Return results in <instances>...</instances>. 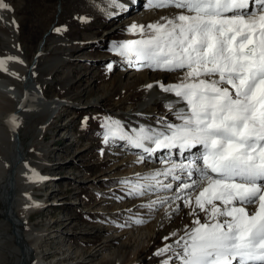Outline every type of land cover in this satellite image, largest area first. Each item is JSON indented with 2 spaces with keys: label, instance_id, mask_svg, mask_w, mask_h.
Segmentation results:
<instances>
[{
  "label": "snow or ice",
  "instance_id": "snow-or-ice-1",
  "mask_svg": "<svg viewBox=\"0 0 264 264\" xmlns=\"http://www.w3.org/2000/svg\"><path fill=\"white\" fill-rule=\"evenodd\" d=\"M111 3L125 10L119 0ZM146 7L178 11L133 22L126 31L137 38L114 41L109 50L133 67L183 73L176 82L146 85L174 97L164 105L173 120L127 129L104 117V142L140 150L137 162L161 151H197L180 161L167 156L162 168L116 183L128 197L155 195L139 205L149 214L164 207L171 219L187 210L189 223L162 237L153 253L163 257L160 264H264V0H147ZM0 10L14 11L5 0ZM7 61L23 63L0 58V70ZM7 123L17 127L16 115ZM126 211L131 223L147 222Z\"/></svg>",
  "mask_w": 264,
  "mask_h": 264
},
{
  "label": "bare ground",
  "instance_id": "bare-ground-1",
  "mask_svg": "<svg viewBox=\"0 0 264 264\" xmlns=\"http://www.w3.org/2000/svg\"><path fill=\"white\" fill-rule=\"evenodd\" d=\"M144 1L146 0H119V3L124 5L125 10L113 5L111 0H77L76 3L85 5L87 13L84 17V25L88 27L95 16H103L109 20L118 18L121 21V26L125 27V38L123 40H130L137 38L126 31L127 27L133 22L146 25L149 22L159 20L161 16H170L178 11L175 8H165V10L162 9L154 13V9H140ZM62 11L63 4L62 0H60L58 5L56 4L54 18L55 16L59 17ZM15 17L13 11L0 10V37L3 42L11 48L13 47L12 49H16L15 43L18 38L17 23H12L13 19L16 22L17 19ZM53 22L54 19L47 30L41 32L35 51L28 59L22 58L19 54L16 57L22 60L23 63L7 61L6 70H0V264H59V260L64 259H69L70 264H80L81 262L89 264L93 256L102 254L100 252L112 246L114 241H119V237L123 235L122 232L117 231V228L101 230L105 232L102 239L104 249L96 248L91 250L93 252L90 251L86 257L82 258L81 256L79 259L77 257L78 251H74L73 253L77 254L73 256L70 253L67 254L69 248H66L62 251V257L57 260L50 258L51 260L47 261L41 258L39 251V244L44 238L46 228L35 227L27 220L32 211L42 210L51 204L47 200L36 198L33 195L35 188H44L53 179L46 171L51 165L48 160L47 144L42 139L44 131L50 123L56 121V117L62 110L81 104L78 102V98L82 96L79 92L72 97L48 98L44 94L41 84L50 80L57 68L69 65L74 60L71 58L72 54L70 52L62 50L60 45L63 42H59L53 46L55 55L51 60L40 65L45 52V44L57 21L45 38H43L44 33L48 31ZM43 39L44 44L41 46ZM99 40L100 38L91 36L87 42H97ZM40 47L41 53L32 65L34 56ZM8 56L11 55H0V58ZM112 62L109 61L104 64L106 74H110L107 64ZM130 69L133 70L131 74L128 77L125 76L126 70ZM39 70H41L43 75L41 84L36 80V73ZM182 75L183 73L180 72L166 73L147 68L125 66V71H119L114 76V83L111 81L110 87H103L104 89L101 90L100 94H96L95 99L84 101L82 105L97 108L98 106L104 107L102 102L107 95L112 96L116 100V105H120L122 101H126L130 96H140V99L134 103L128 101L126 109L121 112H112L111 110L110 113H106V117L110 116L121 121L127 129L135 128L138 125L157 126L158 118L167 117L169 121L173 120V117L166 112L164 105L166 99H173L174 97L170 94L162 93L158 86L148 89L146 85H155L158 81L165 83L176 82L177 78ZM65 78L66 80H62L61 87L63 90H68L76 83L73 79V72L66 71ZM13 114L16 115L18 124L15 128L7 123L9 117ZM21 132L23 135H30L31 140L28 146H25L22 142ZM115 142H119L118 145L126 143L120 140ZM126 148L131 152H128V150L115 151L126 154L122 159L120 157L118 162L112 161L113 157L107 159L108 162L114 163H112L108 171L101 173V177H105L104 179L108 180L121 177L134 178L136 173L143 174L152 169L162 168L163 165L160 160L167 156L180 161L185 159V157L191 158L197 151V149H193L192 153L183 154L176 150L171 153L161 151L145 162H137L142 154L141 151L130 146ZM34 172L38 175L34 176ZM112 174L113 176H108ZM96 180L97 178L92 179V181ZM160 195H166V193H160ZM149 199H155V195L149 194L145 197H135L127 202L125 200V202L123 201L122 204H119V208L115 210V213L120 214L121 211L128 212L126 210L131 209L133 213L139 210L141 214L148 215L147 209L140 208L139 205ZM164 211V207L158 208L155 214L157 215L155 221L142 226V230L139 231L142 240L138 241L139 244L128 248L130 243L125 238L118 246L120 249H113L110 253L104 252L102 255L103 260L100 257L101 261L97 264H142L140 249H151V243L155 245V249L161 247L164 243L162 237L172 230L182 228L184 224L190 221V218L186 215V209L172 217L171 222L173 223L170 222V219L164 217ZM97 232L87 231L85 233L92 235L97 234ZM108 232L111 233L108 234Z\"/></svg>",
  "mask_w": 264,
  "mask_h": 264
},
{
  "label": "rangeland",
  "instance_id": "rangeland-1",
  "mask_svg": "<svg viewBox=\"0 0 264 264\" xmlns=\"http://www.w3.org/2000/svg\"><path fill=\"white\" fill-rule=\"evenodd\" d=\"M5 1L14 9L18 38L15 43L16 49H12L13 47L3 42L0 37V55L16 57L20 54L22 58L28 59L35 51L41 32L47 30L53 19L54 21L57 19V24L45 44L40 65L51 60L55 55L53 46L59 42H63L60 45L62 50L70 52L74 60L69 65L57 68L51 79L43 84H41L43 75L39 70L36 73V80L43 86L44 94L48 98L72 97L78 92L82 95L78 98L80 105L76 104L75 107L62 110L56 117L57 122L50 123L44 131L42 139L47 144L48 160L51 165L46 171L53 179L44 188H35L33 195L51 204L42 210L32 211L27 220L35 227L46 228L44 238L39 244V251L41 258L47 261L50 258L57 260L62 257V251L66 248H69L67 254L73 256L77 254L73 252L78 251L79 259L81 256L86 257L91 250L99 247L104 249L102 239L105 232L101 230L117 228V231L122 232L123 235L119 237V241H114L112 246L100 252L102 254L92 257L89 264H97L103 260L104 252L110 253L111 250L117 249L125 238L130 243L128 248L139 244L138 241L142 240L139 234L142 226L152 223L157 218L155 210L151 214L144 215L146 223L134 224L128 220L129 212L115 213L119 204L135 197L125 196L121 186L116 183L118 179L108 180L100 176L101 173L109 170L112 163L126 156L124 153L115 152L116 150L131 152L126 148L129 147L127 143L118 145L119 142L110 141L105 144L101 128L103 118L111 110L121 112L126 109L130 101L134 103L140 99V96H130L120 105H116V100L107 95L102 102L104 107L82 105L84 101L95 99L96 94H100L103 87H110L111 81L114 83V76L119 71H125V66H131L109 50L112 42L122 41L125 38V27L121 26L118 18L109 20L103 16H95L87 27L84 25V19H81L87 13L85 5H78L77 0H62L63 11L55 18L56 4L58 5L60 0ZM146 3L147 0L142 3L140 9H154V13L162 10L146 7ZM56 28L62 30L57 32ZM91 36L100 40L87 42ZM105 61H113L114 69L109 71L110 74L105 73ZM130 70H126L125 76L131 74L133 70ZM66 71L73 72L76 83L68 90H63L61 83L62 80H66ZM21 139L24 145L28 146L31 137L21 132ZM109 157H113L114 162H108ZM108 176L111 177L113 174ZM93 178L97 180L92 181ZM117 196H125V198L117 200L115 199ZM136 213H140L139 210ZM122 224L126 226L120 227ZM87 231L99 232L88 235ZM150 247L149 250L140 249L142 264H160L163 257L153 255L156 250L154 244L151 243ZM69 262V259L59 260V264Z\"/></svg>",
  "mask_w": 264,
  "mask_h": 264
},
{
  "label": "water",
  "instance_id": "water-1",
  "mask_svg": "<svg viewBox=\"0 0 264 264\" xmlns=\"http://www.w3.org/2000/svg\"><path fill=\"white\" fill-rule=\"evenodd\" d=\"M56 21H57V19H55V21L51 24V26H50V28L48 29V31L44 33V37H43V38H45L47 35H49V33H50L52 27L54 26V24L56 23ZM43 44H44V39H43V41L41 42L40 45L42 46ZM40 53H41V47L39 48V50H38L37 53L35 54L34 59H33V61H32V65L36 62V60H37L38 56L40 55Z\"/></svg>",
  "mask_w": 264,
  "mask_h": 264
}]
</instances>
